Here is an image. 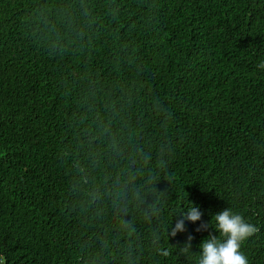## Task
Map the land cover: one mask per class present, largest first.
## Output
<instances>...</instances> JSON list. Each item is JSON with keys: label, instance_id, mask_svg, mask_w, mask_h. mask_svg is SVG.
<instances>
[{"label": "trees", "instance_id": "obj_1", "mask_svg": "<svg viewBox=\"0 0 264 264\" xmlns=\"http://www.w3.org/2000/svg\"><path fill=\"white\" fill-rule=\"evenodd\" d=\"M262 63L264 0H0V264H197L225 209L264 264Z\"/></svg>", "mask_w": 264, "mask_h": 264}, {"label": "clouds", "instance_id": "obj_2", "mask_svg": "<svg viewBox=\"0 0 264 264\" xmlns=\"http://www.w3.org/2000/svg\"><path fill=\"white\" fill-rule=\"evenodd\" d=\"M259 66L264 68V63ZM202 216L199 207L190 206L183 218L175 223L170 235L175 237L177 233L185 232V221L195 224L202 220ZM212 221L219 236L209 234L201 243L197 264H249L248 257L241 249L243 243L257 233L258 228L230 209L215 214ZM208 227V223H201L196 231H206ZM192 239L193 237H188V242L183 248L184 252H188L191 248ZM164 254L166 255L167 252L165 251Z\"/></svg>", "mask_w": 264, "mask_h": 264}]
</instances>
